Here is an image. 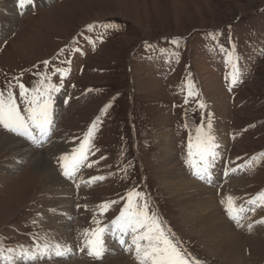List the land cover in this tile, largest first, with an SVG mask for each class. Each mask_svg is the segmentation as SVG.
Segmentation results:
<instances>
[{
  "label": "rangeland",
  "instance_id": "rangeland-1",
  "mask_svg": "<svg viewBox=\"0 0 264 264\" xmlns=\"http://www.w3.org/2000/svg\"><path fill=\"white\" fill-rule=\"evenodd\" d=\"M17 3L0 0V91L6 95L11 85L26 115L19 84L29 89V97L33 88L42 91V83L54 84L59 91L51 93V112L54 107L59 112L40 144H23L11 153L0 150V246L19 252L43 243L39 210L44 208V187L31 164L44 153L70 185L78 215L65 217L76 246L63 258L38 264H76L84 258L77 222L84 202L87 206L91 199L82 197L87 187L100 192L97 202H88L85 209L88 229L110 226L126 207L128 193L141 192V203L147 201L148 211L190 261L233 264L213 256L215 251L203 241L204 227L197 226L195 233L188 226L182 190L171 191L160 172L186 167L189 137L195 144L197 129L206 132L211 118V135L214 140L227 138L226 157L240 167V204L264 193V0H33L26 8ZM7 16L14 17L13 25L5 24ZM102 23L118 30H105L99 27ZM90 25L96 27L89 30ZM234 63L239 69L235 84L230 76ZM0 132L30 144L2 126ZM89 133L86 168L78 170L79 179H68L60 158L77 155ZM170 134L174 159L166 169L160 163L166 147L161 136ZM28 148H36L27 159L31 161L18 166ZM103 204L109 207L102 210ZM260 210L264 215V206ZM255 234L252 229L247 235ZM214 235L221 243L229 237L220 230ZM243 251L251 262L252 246L244 245ZM117 254L110 252L109 257ZM257 257L251 263L264 264V249ZM104 259L103 254L101 259L88 255L87 260Z\"/></svg>",
  "mask_w": 264,
  "mask_h": 264
},
{
  "label": "bare ground",
  "instance_id": "bare-ground-1",
  "mask_svg": "<svg viewBox=\"0 0 264 264\" xmlns=\"http://www.w3.org/2000/svg\"><path fill=\"white\" fill-rule=\"evenodd\" d=\"M16 14H19L17 10ZM14 20V17H4V22L8 25H13ZM58 112V108L54 107L53 111L51 112L52 124H55ZM18 139L13 138L12 135L0 132V150L11 153L19 147H22L23 144L24 146H32L38 145L43 141V138L41 136H36L35 143L30 140V144L28 142L24 143ZM161 139L163 140V142H165L166 147L164 148L163 152L161 151L162 153L160 156V163L164 164L163 167H166L167 169L173 163V161L170 160L174 159V148L171 146V134L169 136L163 135L161 136ZM214 144L215 159L212 162V167L210 169V178L206 177L203 180L198 179L195 175H193V170L188 166V163L187 165L185 164L186 167H183V169L177 173H174L172 170H166L165 172L160 173L162 178L167 177L168 180H165V184L170 185L171 191H176V189L182 190L184 198H182L181 200L185 202H182L184 206L183 217L185 218L188 226H190L192 231L195 233L197 230V226L199 227L200 225L204 227L203 230L201 229V232L205 237V240L203 239V241H205L208 249L211 248L209 250H212L213 252L215 251V254H213V256H219L220 260L233 264H252L251 262H257V260H259L260 257L257 256H259L262 252V249H264V222H262L264 220V215L260 213L262 203L264 202H262L259 198H254L251 199V201L247 205L243 204L242 206L240 204V199L238 197V193L236 192L243 187L241 181L236 180V175H239L238 172L240 167H234L226 157V137H216V139L214 140ZM63 147L65 146L60 147V150H62ZM35 149H24V151L20 155V160L17 163L18 166H20L21 161H26L29 155L36 151ZM63 156L64 155H62V157ZM60 163L62 164L61 159ZM31 165H33L35 170H37V172L41 175V184L44 187L43 195H41L44 199L42 200L41 205H43L44 208L42 211L39 210V213L42 212L40 220L43 226V240L41 239L43 243L40 246H43L44 244L50 242L58 241L60 244L67 245L68 247H71V245L75 247L76 245L74 246L71 241L73 233L68 234L67 232V230H70L69 228L71 227V222H68L65 218L66 216H70L72 213L74 218L76 217V215H78L77 213L75 214L73 212V210L75 211V204L73 203V199L70 198H73L70 185L62 180V178L57 173L56 168L54 167V165H52V163L48 159V156H46L44 153L40 154L39 157L37 156V158ZM85 168L86 163L83 164V166H81L79 170L83 171L85 170ZM73 178L74 180L80 178L78 171L74 174ZM223 181L226 182L225 186H222V189L218 190V186L216 188V185ZM87 188L83 193L81 191V193L83 198H86L87 196L91 197L90 201H87L88 206V202H97L100 196V192L92 190L91 193L88 190L89 188ZM229 196L234 197L235 204L237 206H242L244 209V211L241 213L242 218L240 219L239 225L229 218L228 213H225L227 207V197ZM85 203L86 202H84L83 209H81V211L79 212L80 217L78 218L77 222L78 232H82V230L88 229V227L86 226L88 214L85 211L87 207ZM258 221L259 223H257ZM252 229H254V233H256L254 237L252 235H247L251 232ZM218 230L222 231L224 234H229L228 239L223 243L219 242L216 239L217 235H214L218 233ZM203 231L209 232L210 234H207L206 236ZM79 238H81V236H79ZM104 242L106 247L104 256H106V259H104L103 263H92L87 260L88 251L85 249L84 251H82V255H84V258H77L75 263L137 264V261H132L133 259L131 256L134 257V252L132 253L125 252L124 250H118L120 249L119 246L115 248L113 243L114 240L110 236H108V234L104 235ZM39 243H41L40 240ZM246 244L252 246L253 252H255L254 257L250 259L251 262H249L246 258L245 251L241 252L243 250V246H246ZM35 246V248H31L30 250L38 251L39 244H35ZM78 246H82L81 241ZM110 252H117L118 254L115 257H109ZM67 253L68 252H66L65 256L67 255Z\"/></svg>",
  "mask_w": 264,
  "mask_h": 264
},
{
  "label": "snow or ice",
  "instance_id": "snow-or-ice-1",
  "mask_svg": "<svg viewBox=\"0 0 264 264\" xmlns=\"http://www.w3.org/2000/svg\"><path fill=\"white\" fill-rule=\"evenodd\" d=\"M18 7L25 8L32 5L33 0H17ZM96 27L90 25L89 30ZM99 27L105 30H118V26L111 23H102ZM179 43V41H174ZM239 57L236 56V61ZM70 63V61H66ZM45 65L48 61L44 62ZM231 82H238L239 69L236 63L233 64V71L230 73ZM17 79L18 78H14ZM44 80L49 78L45 75ZM61 80H63V71H61ZM19 96L25 107L22 114L17 104L15 95L11 91V85L5 95L4 91H0V126L9 132L19 136H24L36 142V134L45 136L49 133L52 125L51 103L54 91L59 89L54 84H41V89H31L32 95L29 97L27 93L29 89L23 84H19ZM188 88H192L189 83ZM204 105L201 104V107ZM111 104L107 105L105 111ZM212 124L211 118L208 119L207 131L202 132L197 129L195 144L192 137H189L187 155L188 166L193 170V175L198 179L210 178V169L215 159L214 137L211 135ZM86 137L85 142L76 150L77 155L61 157L63 175L68 179H72L74 174L80 169L83 162L87 160V152L85 145L88 143ZM90 147V145H89ZM198 158V159H194ZM90 166V165H89ZM103 179V178H94ZM143 199V193L131 191L128 193L126 207L120 212L117 219L113 220L110 226L94 229H84L81 232V251L88 250V255L95 259H101L106 251L104 235L108 234L116 241L125 252H134L137 264H197L196 261H190L184 250L174 241L170 235V231L166 230L159 222L158 217L154 213L148 211L147 201ZM259 199L264 202V193L260 194ZM115 203V202H112ZM264 206V203H262ZM102 210H106L109 205L100 206ZM244 211L242 206L235 204V198L227 197L226 212L229 218L239 225L242 218L241 213ZM103 214V211L101 212ZM99 225V221H95ZM264 222V221H262ZM38 251H31L21 248L19 252L13 248H3L0 246V264H38L39 261L57 257L63 258L66 252L71 249L67 245L60 244L58 241L38 246ZM7 253V254H5Z\"/></svg>",
  "mask_w": 264,
  "mask_h": 264
}]
</instances>
